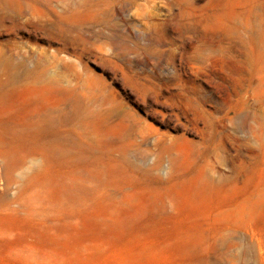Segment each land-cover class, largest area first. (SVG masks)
Instances as JSON below:
<instances>
[{
	"label": "rangeland",
	"instance_id": "rangeland-1",
	"mask_svg": "<svg viewBox=\"0 0 264 264\" xmlns=\"http://www.w3.org/2000/svg\"><path fill=\"white\" fill-rule=\"evenodd\" d=\"M0 264H264V0H0Z\"/></svg>",
	"mask_w": 264,
	"mask_h": 264
},
{
	"label": "bare ground",
	"instance_id": "bare-ground-1",
	"mask_svg": "<svg viewBox=\"0 0 264 264\" xmlns=\"http://www.w3.org/2000/svg\"><path fill=\"white\" fill-rule=\"evenodd\" d=\"M2 20V19H1Z\"/></svg>",
	"mask_w": 264,
	"mask_h": 264
}]
</instances>
